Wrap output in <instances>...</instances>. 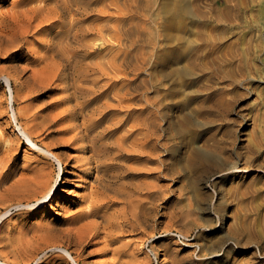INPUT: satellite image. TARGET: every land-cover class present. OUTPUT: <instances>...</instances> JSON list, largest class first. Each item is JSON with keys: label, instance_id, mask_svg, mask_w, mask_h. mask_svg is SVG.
Segmentation results:
<instances>
[{"label": "rangeland", "instance_id": "374dc122", "mask_svg": "<svg viewBox=\"0 0 264 264\" xmlns=\"http://www.w3.org/2000/svg\"><path fill=\"white\" fill-rule=\"evenodd\" d=\"M42 1L48 0H0V14L7 13L12 7L16 11L38 7ZM150 1L143 6V9L151 8L148 19L149 13L151 18H156L161 13L162 4L169 0ZM184 1L195 2L198 9L210 17L204 30L210 40V62L198 66L199 69L180 62L184 72L172 76H169L171 69L161 72L156 65L152 70L153 81L158 82L161 92L166 94L165 128L172 134L170 124H173L181 132L178 134L180 148L178 160L169 161L170 173L165 180L160 179L165 195L154 206L145 205L152 210L156 205L152 217L149 216L146 224L134 235L127 233L125 236V240L133 242L128 248L131 254L123 257L122 261L127 264H264V0ZM71 9L75 17L80 16L73 7ZM200 20L196 17L195 25ZM3 22L9 21L0 16V23ZM31 30L20 38L11 39L8 52H0V136L5 140L4 143L0 141V173L5 171L12 175L6 185L39 171L47 172L51 181L57 182L53 181V198L41 203L37 211L17 214L4 221L1 235L7 243L5 247L0 245V253L12 259L11 254L7 255L12 247L21 253L25 247L32 248L30 245H48L44 254L40 252L37 259L28 262L37 264L38 258H44L45 253L54 257L60 253L56 246L66 244L65 235L61 232L65 219L79 209L91 187H95V182L80 171L83 155L78 151L79 144L70 140L73 133L64 130L62 121L51 125L43 118L48 111L46 108L59 101L61 82H54L50 92L43 97L18 99L12 106L10 97L13 93L6 82L7 75L17 80L19 92L24 91L32 81V68L38 67L39 61L35 60L45 50L39 46L45 33ZM193 30L197 32V28ZM193 38L195 44L199 43V37L197 39L194 35ZM102 55L104 58H96L97 62L110 59L109 50ZM165 58L169 59L170 55ZM89 73L87 81H82L87 87L91 86L89 80L92 78L101 79L100 84L105 82L101 73L93 74L91 70ZM17 107L25 115L22 123L39 141L35 148L28 145L12 123ZM33 114H37L35 119L31 117ZM186 116L192 125L188 126ZM186 128H190V132L187 133ZM193 136L196 137L194 147L197 149L210 143L216 160H219L217 166L196 169L200 159L189 150ZM134 138L133 135L131 140ZM9 144L14 147L7 151ZM46 149L60 157V166L54 157L44 159L43 151ZM237 160H240V167L247 164L251 168L231 171L229 167ZM126 163L123 167L126 172L122 175L131 172V177L113 184L107 191L110 195L115 190L121 192L126 185L132 190L140 180L148 183L158 180L154 177L158 176L157 173L146 172L144 164L136 162L135 156ZM148 167L154 168L155 165ZM4 210L0 205V213ZM170 211H175L179 218L172 225L169 222ZM175 227L189 233L188 238L181 237ZM43 228H49L50 233L46 235ZM232 230H238V233L233 235ZM140 239L145 240L142 246ZM100 247L95 245L86 249L82 258L87 264H109L110 255L98 251ZM94 250L97 251L92 252Z\"/></svg>", "mask_w": 264, "mask_h": 264}, {"label": "bare ground", "instance_id": "6f19581e", "mask_svg": "<svg viewBox=\"0 0 264 264\" xmlns=\"http://www.w3.org/2000/svg\"><path fill=\"white\" fill-rule=\"evenodd\" d=\"M145 2L151 1L48 0L42 1V5L38 7H28L22 11H16L12 7L7 13L0 14L9 21L0 23V52H8L11 39L28 34L31 29L45 33L39 43L45 50L35 60L39 61L38 67L32 68V81L26 89L19 92L16 89L17 80L7 75L6 82L13 93L10 97L12 106H15L18 99L43 97L50 92L54 82H61L59 88L62 95L56 104L46 108L48 111L43 118L51 125L62 121L65 124L62 125L64 130L73 133L70 140L79 144L78 151L83 155L80 159V171L95 182V187H91L79 209L75 213L69 212L70 215L65 219L61 232L65 235L66 244L56 246L60 253L55 254V257L45 253L44 258H38L37 264H87L82 256L87 248L95 245H101L98 251L110 255L109 264H127L122 259L131 254L128 253V248L133 241L125 240V236L127 233L134 235L146 224L148 217H152L156 205L154 210L145 205L154 206L165 195L160 181L165 180V176L170 173L169 161L178 160V134L181 132L173 124H170L172 134L165 128L166 94L161 92L158 82L156 84L153 81L152 70L156 65L161 72L171 69L169 76H172L184 72L180 62L197 69L205 62L209 63L210 40L204 30L210 17L202 13L195 2L169 0L162 4L161 13L158 12L160 14L156 16L159 22H156V18H151L150 13L149 19L147 18L151 8L147 6L143 9ZM72 7L80 14L79 17L71 13ZM196 17L201 19L197 25ZM34 23L36 24L33 25ZM195 28L197 32H194ZM194 35L197 39L199 37V43L195 44ZM107 50L110 52V59L97 62L96 58L103 59L102 53ZM166 55H170V58H165ZM89 70L93 74L101 73L105 82L100 84L101 79L91 77V86L84 85L82 81L86 82L91 75ZM13 114L12 123L28 145L35 148L39 141L22 123L25 115L20 112L19 107ZM31 117L35 119L37 114ZM185 119L188 126L192 125L188 116ZM189 129L186 128L185 131L188 133ZM133 135L135 138L131 140ZM0 141L5 142L2 136ZM195 142L196 137H191L190 153L200 159L196 169L217 166L219 160H216L210 143L197 149L194 147ZM13 147L9 144L6 150ZM43 152L45 160L54 157L59 166L62 164L56 154L47 149ZM133 156L136 162L144 164L146 172L157 173L158 176L154 177H158V180L154 183L140 180L132 190L126 185L121 192L115 190L110 195L107 191L113 184L116 185L119 179L131 177V172L122 174L126 172L123 170L124 164ZM239 163L240 160H237L229 169L239 172L251 168L247 164L240 167ZM152 164L155 165L154 168L148 167ZM128 170L131 171V167ZM11 178L12 175L5 171L0 173V205L5 209L0 213V245L3 247L7 243L1 235L4 221L17 214L37 211L41 203H47L53 198L57 182L53 180V184L44 171L6 185ZM128 184L130 186L131 183ZM43 206L44 204L41 207ZM177 218V213L170 211V225L176 223ZM48 229H42L46 235L50 233ZM175 231L181 237L189 236L182 228L175 227ZM237 231L232 230L231 233L235 235ZM140 242L142 246L145 240L140 239ZM30 246L32 248L25 247L21 253L12 247L7 254H11L12 259L0 253V263L29 264L48 245ZM137 249L141 250L142 247ZM95 251L97 250L92 252Z\"/></svg>", "mask_w": 264, "mask_h": 264}]
</instances>
